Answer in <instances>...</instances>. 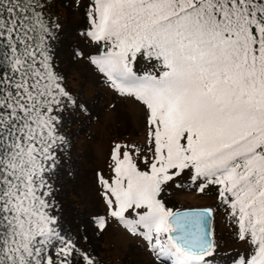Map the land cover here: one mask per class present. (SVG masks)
Returning <instances> with one entry per match:
<instances>
[{
	"label": "snow or ice",
	"instance_id": "1",
	"mask_svg": "<svg viewBox=\"0 0 264 264\" xmlns=\"http://www.w3.org/2000/svg\"><path fill=\"white\" fill-rule=\"evenodd\" d=\"M71 3L86 21L74 63L141 105L144 138L113 142L106 211L74 238L57 180L89 108L57 61L64 26L54 0H0V264H99L80 240L113 222L156 258L214 264L218 210L245 244L231 264H264V0ZM169 187L215 205L174 209Z\"/></svg>",
	"mask_w": 264,
	"mask_h": 264
},
{
	"label": "rangeland",
	"instance_id": "2",
	"mask_svg": "<svg viewBox=\"0 0 264 264\" xmlns=\"http://www.w3.org/2000/svg\"><path fill=\"white\" fill-rule=\"evenodd\" d=\"M53 9L64 26L57 45V61L66 76L67 87L89 108L87 116L81 114L70 125L72 145L70 158L65 161L70 171L57 180L63 185L61 197L66 213L65 226L77 233L74 238H80L85 234L84 227L78 228L77 225L106 211L97 173H103L105 177L111 175L107 163L113 142L143 141V110L132 99H124L100 83L101 78L83 62L74 63L73 49L79 40L76 33L86 23L82 8L73 7L71 0H54ZM162 198L169 207L181 210L215 205L212 192L201 195L169 187ZM88 227L89 239L80 242L94 250L99 264H172L167 257L165 261L162 257L156 258L141 238L129 235L114 222L102 238L96 235L90 224ZM213 229L218 244L214 264H231L232 258L244 251L245 244L234 238V228L223 211L215 212Z\"/></svg>",
	"mask_w": 264,
	"mask_h": 264
},
{
	"label": "water",
	"instance_id": "3",
	"mask_svg": "<svg viewBox=\"0 0 264 264\" xmlns=\"http://www.w3.org/2000/svg\"><path fill=\"white\" fill-rule=\"evenodd\" d=\"M183 210V209H182ZM212 225H213V220H212Z\"/></svg>",
	"mask_w": 264,
	"mask_h": 264
},
{
	"label": "trees",
	"instance_id": "4",
	"mask_svg": "<svg viewBox=\"0 0 264 264\" xmlns=\"http://www.w3.org/2000/svg\"><path fill=\"white\" fill-rule=\"evenodd\" d=\"M57 14V13H56Z\"/></svg>",
	"mask_w": 264,
	"mask_h": 264
}]
</instances>
